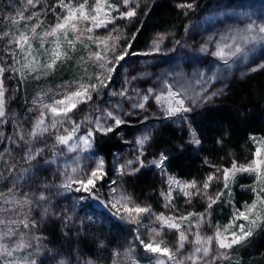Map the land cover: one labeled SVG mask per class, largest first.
Wrapping results in <instances>:
<instances>
[{"label": "snow or ice", "instance_id": "6c2138e0", "mask_svg": "<svg viewBox=\"0 0 264 264\" xmlns=\"http://www.w3.org/2000/svg\"><path fill=\"white\" fill-rule=\"evenodd\" d=\"M142 6L148 9L144 12L147 16L151 6L147 3L142 5V0H54L52 3H45L44 0H3L0 6V42L6 43H0V125L8 123L10 119L8 100L11 97L7 95L9 90L6 80L16 78L20 83L29 78L39 80L42 75L54 72L58 64L73 59L72 53L77 51L78 45L88 54L86 57L80 56L78 61L84 67L87 82L82 75L78 80L62 85L63 90L51 97L48 92L37 93L32 101L35 108H30L29 112L37 111L38 114L27 118L31 126L25 128L24 123L13 113L11 122L14 134L6 136L0 131V142H5V146L0 148V185H3L0 187V264H36L35 260L17 255L30 245L24 235H20L19 239L16 237L21 225L25 229L36 227V222L29 219L28 213L34 203L46 202L43 194L34 202L28 193L21 190V181H26L33 162L48 147L47 144L36 147L37 142L53 137V156L58 152L62 155L64 151H89L98 135H108L126 125L129 121L125 117L135 115L137 109L147 111L153 101L159 110L157 119L187 121V114L211 103L215 97L224 93V88L211 90L216 81L223 80L239 63L247 62L250 54L257 48L261 49V55L264 56V4L258 16L256 13L224 11L218 15L237 17L239 23L226 27L219 39L214 41L215 50L209 52L208 45L213 43V38L209 37L201 45L200 51L222 62L225 71L219 67L215 70L208 69L207 72L198 70L191 79L186 78L183 73H162L156 81L159 87L154 84L143 91L130 88L132 81L126 79L119 91H108L113 82V74L127 57L148 56L161 51L160 45L166 38L165 33L156 34L148 51H131L132 42L140 28H137L130 40H125L123 45L119 43L122 37L117 21H133L139 16ZM176 7L185 9L184 14L187 15L197 5L192 0ZM49 13L55 18V22L38 32L45 23L41 17ZM99 30H105L107 35L97 34ZM37 41L38 47L35 46ZM176 43L179 44L180 41ZM93 44L96 45L95 51L91 48ZM89 62L99 69L94 75L87 74ZM262 69L264 61L256 64L253 60V65L247 68V72L241 74ZM170 75L174 76L176 84L168 79ZM136 79L137 77H132L133 81ZM105 96L121 99L113 103L110 99L106 100ZM46 99L49 102H45ZM125 101L131 110L124 109ZM81 105L89 106L90 111L77 121L73 117L81 110ZM147 119L145 116L144 121ZM85 125L87 129L83 131ZM82 131L83 134H80ZM190 135L188 143L199 146L201 140L194 130L190 131ZM150 139L148 134L137 138L138 153L134 160H127L114 168L117 178L109 175L104 159L97 158L87 169L81 168L77 163L71 167L70 172L61 173L65 179L59 187L65 191L87 194L81 195L78 200L91 198L106 208L110 206V210H114L113 216L136 225L135 240L139 242L143 253L151 257L150 264H219L220 260L228 259L230 250L248 243L257 230H264V137H250L255 149L249 161L241 164L233 159L230 167L209 164L212 171L202 182L181 181L168 175L164 169L165 162L169 159L168 150L162 151L149 164L160 169L167 177L168 190L160 194L165 200V209L169 210L167 213H156L151 205L138 203L121 186L124 176L135 175L147 166L142 157L144 146ZM217 143L221 141L218 140ZM8 145L23 148L20 160L16 159L14 148ZM58 146H63V149H58ZM76 159L79 161V157ZM20 161L27 163L29 167H21ZM238 174L253 177L252 184L241 185L253 194L251 203L245 202L242 208L236 207L232 191ZM104 182L109 185L107 200L102 199L99 194L98 186ZM214 184H222V187L212 192ZM174 193L182 195L189 205L194 197L202 198L206 204L204 211L182 212L174 203ZM225 195L228 197L227 204L232 207L231 218L226 225L217 224L212 235H206L202 227L210 224L208 218L213 206L225 202ZM47 213L48 209L45 208L44 214ZM145 219L149 221L148 225L144 224ZM141 227L148 234L147 240L139 231ZM165 230L176 235L174 245H169L164 239ZM187 245L191 246L190 250L186 249ZM132 251L126 249L123 256L131 264H140ZM121 255L119 251L113 250L111 264H121ZM60 264L66 262L62 260ZM86 264L94 262L89 260Z\"/></svg>", "mask_w": 264, "mask_h": 264}, {"label": "trees", "instance_id": "16d2710c", "mask_svg": "<svg viewBox=\"0 0 264 264\" xmlns=\"http://www.w3.org/2000/svg\"><path fill=\"white\" fill-rule=\"evenodd\" d=\"M216 1L222 0H195L197 7L185 15L186 10L177 8L176 5L192 2V0H147L146 3L151 6L149 14L144 15L148 9L142 6L140 17L128 26L129 28L125 32L126 36L131 39L137 28L141 29L132 42L131 51L145 52L146 47L156 38L157 33H165V39L169 41V44L161 52V55L157 56L160 58L159 60L153 59L154 56L150 59L147 58L154 60V63L148 64L150 68H153L154 64H163L166 60L176 63L174 60L179 59L180 66L176 64L175 71H178L175 73H179L183 69L182 72L187 74L192 70L188 69L187 65L192 62L191 56L198 59L200 68L204 65L215 66L214 60L207 58L200 51V47L197 45L198 41L201 42L200 38H196L197 40L193 38L191 44L186 43V39H183L192 22L205 15ZM224 1L227 2V0ZM2 3L3 0H0V6ZM47 21L49 20H46L44 24ZM176 41H180V43L177 44ZM78 51H81L79 45L77 51L72 53L73 59L64 64H58L56 70L45 77L56 79V83L78 80L82 75L87 80L84 67L76 65L81 56ZM186 56L187 58H185ZM139 57L141 58V56H129L125 61L133 62ZM131 66L133 69L135 68V66ZM246 72L247 69L239 72L235 78L234 76L225 77L223 80L216 81L211 90L224 88V93L215 97L211 103L187 114V121L174 119L162 122L164 125H156L149 145L152 151L159 154L168 150L169 159L164 166L168 175L177 179L201 180L204 174L210 170L209 164L229 167L233 159L237 162H240L244 156L251 159L255 145L250 137H264V69L246 75L241 74ZM87 74L92 75L89 71ZM29 87L32 88L33 85L26 83L23 86L16 78L10 81L7 93L11 97L8 100L9 122H11L14 112L19 110L24 113L26 111L25 104L32 96L28 90ZM80 109L79 112L85 111L81 106ZM152 111L156 112L155 108L151 106L147 110V115L150 120L155 122L157 114L155 113L156 115L153 116ZM79 112L77 111L78 115ZM8 123L5 124L6 127H9ZM129 123H131V127L136 128L138 120H132ZM175 123H179V127ZM191 130H194L201 140L199 146L188 143L191 139ZM118 133L119 129H116L108 135H98L93 143L97 154L104 159L105 168L110 176L115 157L125 150L124 141ZM218 140L221 143H217ZM46 157H50V152L46 154ZM206 160L208 163H205ZM161 176L162 174L158 170L147 165L135 175L124 176V183L121 186L138 203L151 205L155 210L159 208L161 188L164 187ZM252 181L253 177L248 174L237 175L236 183L232 186L234 203L237 208H242L245 202L251 203L253 194L242 188L241 185H250ZM101 185H106V182ZM48 194L52 195L51 192ZM99 194L106 198L105 190L99 191ZM227 199L228 197L225 195V202L213 206L212 214L208 218L211 227L214 228L217 224L226 225L231 218L232 207L227 204ZM97 203L90 199L89 211L94 212L96 217L99 215L105 218L103 226L96 223L97 226L92 224L90 229L76 231L61 222L44 224L38 232L45 240L47 248L58 255L74 254L73 250L75 249L79 251V254L83 253V255L98 258L101 263L109 258V250L116 249L123 256L125 248H131L133 249L132 253L141 261L151 260V257L143 253L139 242L135 240L137 226H131L113 216L110 206L106 208L103 204L101 206V203ZM52 209L59 208L53 206ZM237 223H244V221H237ZM139 231L144 235L143 227ZM38 264L51 263H45V257H43ZM221 264H264V230H257L245 245L236 246L231 250L229 259Z\"/></svg>", "mask_w": 264, "mask_h": 264}, {"label": "rangeland", "instance_id": "374dc122", "mask_svg": "<svg viewBox=\"0 0 264 264\" xmlns=\"http://www.w3.org/2000/svg\"><path fill=\"white\" fill-rule=\"evenodd\" d=\"M147 0H142V2L146 3ZM45 3H52L54 0H44ZM3 4V3H2ZM1 4V6H2ZM225 4V5H224ZM262 4H264V0H230L225 3L224 0L222 1H216L213 6H211V9L209 11L199 17L196 18L192 24L189 27V30L185 33L184 39H186V43L191 44V40L193 38H200L201 42H197V45L201 48V45L205 44V42L208 40L209 37L213 38V43L209 44V52L215 50L214 49V41L219 39L220 34H222L227 26L237 24L239 23V20L237 17H225V16H219L218 13L224 12V11H229V12H249V13H256L258 16L261 12ZM143 5V4H142ZM257 10V11H256ZM142 9H140V12ZM140 15L137 17L139 18ZM42 19L49 20L46 22V24H43L39 29L38 32H41L45 29H47L48 25L50 23L55 22V18L49 13L47 16L41 17ZM136 18V19H137ZM136 19H134L131 22L125 21V20H119L117 21V25L120 28V36L122 39L119 41L121 45L125 43V40H130L129 37L126 36L125 32ZM36 21H32V23H35ZM127 27V28H126ZM99 35H107V32L105 30H99L98 33ZM126 36V37H125ZM197 40V39H196ZM0 43H6L0 42ZM169 44V41L164 39L162 44L160 45L161 51L159 53H154L152 55L148 56H143L140 55L141 58H137L135 61L130 62V61H125L121 62L120 67H118V71L113 74V82L111 83L110 89L119 91L124 85H125V80L132 81V83L129 85L130 88H139L140 90H146L148 87H151L155 84L156 87H159V84L156 83L157 77L162 74V73H175V68L176 64L177 66H180L179 59L176 61V63H173L172 60H166L163 64H154L153 68H150L149 63H154V60H148L150 58H154L155 60H159L157 56L161 55V52L167 48ZM149 44L145 52L149 50L150 48ZM36 47L39 46V42H36ZM79 47H81L79 45ZM91 48L93 51L96 50V45L93 44L91 45ZM79 55L87 56V51L83 50L81 47V51H78ZM207 58L213 59L214 60V65L213 67L204 65L201 68L199 67V62L198 59L194 56H191V63H187L189 66L188 69H192L191 71L184 73L182 71L179 73H183L184 76L188 79H191L192 75L198 71V70H203L205 72L208 71V69H213L215 70L217 67H219L222 71L224 70L223 64L220 61H217L215 58H213L210 54L202 52ZM202 55V56H204ZM145 57L146 59H142ZM148 58V59H147ZM187 58V56L185 57ZM253 60L255 61L256 64L260 63L261 61H264V56L261 55V49L257 48L256 51L252 54H250V58L247 62H241L239 63L236 67L232 69L231 72L227 73L225 75L226 78H231L232 76L237 77V74L239 72H243L246 70L249 66L253 65ZM79 59L77 60L76 65L80 67V64L78 63ZM212 63V62H211ZM212 63V64H213ZM135 66L133 69L132 66ZM87 71H89L92 75H94L95 72L99 71V69L91 64L87 65ZM132 77H137L136 80H132ZM224 77V78H225ZM169 80H171L174 84H176V80L174 76H169ZM10 81L11 80H6V85L7 88L10 86ZM73 80H68L66 82H61V83H56V79H47L45 76H41L39 80L29 78L26 82L20 83L23 86L26 85V83L33 85V87H29L28 90L31 92V97L28 103L25 105L27 106L26 111L19 112L16 111L14 112L16 114V117L19 118L23 123L25 128H29L31 126L30 121L27 119L28 117H34L35 115L38 114L37 111L29 112L30 108H35L33 105L32 101L33 99L37 96V93H40L42 91L48 92L49 97L56 93L57 91H62V85H65L67 82H70ZM85 82L87 80L85 79ZM37 87V88H36ZM178 87V85H177ZM50 90V91H49ZM106 100H111L113 103L116 101L120 100V97H104ZM45 102H49L47 99ZM104 105H101L103 107ZM84 112H76L73 119L79 121L83 118V116L86 113H89L90 108L89 106L81 105ZM152 107L155 108L156 112L152 111L153 116L159 115V110L157 106L155 105V102L153 101ZM150 108V107H149ZM124 109L126 111L131 110L130 106L127 101L124 102ZM136 114L132 116L125 117L126 120L129 122L132 120H138L137 127H131V123H127L126 125L121 126L119 129V137L123 139L124 144H125V150L120 152L114 159V163L111 169L112 178H117L116 173L114 171L115 167H118L120 164H124L127 160H134L137 153H138V145L136 144V140L138 137L148 134L152 137V133L156 127L157 124L164 125L162 122H167L170 120H163V119H155L156 121L153 122L150 120V118L147 115V111H140V110H135ZM156 113V114H155ZM92 114H95L94 112ZM138 115V116H137ZM147 116L148 119L144 121V117ZM152 116V117H153ZM143 121V123L141 122ZM7 124V123H6ZM179 127V123H175ZM134 125V124H132ZM181 125V124H180ZM9 127H6V125H0V131H3L6 136H11L14 134V126L12 122L8 123ZM87 125H85V129L83 131H86ZM83 131L80 134H83ZM151 140V139H150ZM150 140L148 141L147 144L144 146V156L142 159L145 161V164L152 166L149 164L150 161L153 159L157 158L159 156V153L156 151H152L150 147ZM54 142L53 137H48L45 140H42L40 142H37L35 145L36 147H44L45 144L48 145L47 148H45L44 152L41 154V158L38 159L37 161L33 162V167L31 168V172L28 174V178H26V181H21L23 184V188L21 189L23 192H26L29 194L30 197L33 198L34 202L37 197H39L41 194H43L46 197V202L41 201L39 203H34L32 206V210L28 213L29 219L32 221L36 222V227L32 228H23L21 225L19 232L17 233V239H19L20 235H24L25 239L29 243V247L21 250L19 253H17L18 256L26 257L28 260H35L36 264L39 263V261L45 257V263L50 262L51 264H60V261H65L66 264H86L87 261L91 260L94 262V264H111V254L113 250L116 249H111L109 250V258L106 259L104 263L99 262L98 258H92L88 255H83V253L79 254L78 250H73L75 253H70L68 255H58L54 251H50L47 246L45 245V240L39 235L38 230L44 225V224H51V223H56V222H61L64 223L66 227H71L73 230L80 231L81 229L84 231L86 228L90 229L92 228V224L95 226L96 223L99 224L100 226H103L105 224V218L100 217L99 215L96 217L94 216V212L89 211V204H90V199L91 198H86L83 201H79L78 197L81 195H87L83 193H77L75 191H65L64 189L60 188L59 185L64 181L65 177L61 174L65 171L70 172L71 167L76 166L77 163H79L81 168L87 169L89 165H92L93 162L97 158H101L98 154L97 151L94 147L89 151L86 152H72L68 153L64 151V153L61 155L58 154L56 156H53V149L51 148L52 144ZM5 146V142H0V148ZM9 147L14 148L15 150V155L16 159L20 160V157L23 156V148H17L14 145H8ZM58 149H63V146H58ZM50 152V157H46V154ZM148 154V155H147ZM76 157H79V161H77ZM252 158V157H251ZM250 159H247V157L244 156V158L241 159L240 162L238 163H246ZM45 161H54L51 163H46ZM20 166L23 168L29 167L27 163H24L23 161H20ZM154 167V166H152ZM230 167V166H229ZM155 168V167H154ZM162 174L161 176V182L164 185L163 188H161V192H166L168 190V185L166 183L167 177L161 172L160 169L155 168ZM212 169L210 168L207 173L204 174L203 178L201 180H196L197 182H202L204 178L207 176L209 172H211ZM239 175V174H238ZM181 181H192L195 179H179ZM3 185H0L2 187ZM99 191L105 190L106 192V198L103 196H100L102 199H106L108 197V188L109 185L106 182V185H99ZM222 187L221 185H213L211 191L215 192L218 188ZM102 189V190H101ZM48 192H51L52 195L48 194ZM175 195V205L177 208H179L182 212H187V211H195V212H203L204 208L206 207L205 201L200 198V197H194L192 200V203L186 204L185 203V198L178 194L174 193ZM94 201V203H97L98 201L91 199ZM182 200V201H181ZM55 204L53 205V203ZM99 204V202L97 203ZM165 200L161 196V201L159 202L158 209H152L156 213L160 212H165L167 213L169 210L165 209L164 207ZM103 206L102 204H100ZM53 206L58 207L59 209L53 210ZM48 209V213L45 215L44 214V209ZM27 211V210H25ZM114 211V210H112ZM111 213V212H110ZM144 224L148 225L149 221L147 219L144 220ZM131 225V224H130ZM133 226V225H131ZM136 226V225H134ZM154 227H158V225H152ZM145 231V229L143 228ZM202 231L206 235H212L214 232V228L211 227L210 224H206L202 227ZM145 240L148 238V234L145 231L144 233ZM164 239L168 242L169 245H174L176 242V235L173 232H168L165 230V235ZM190 245L186 246V249L190 250ZM99 248V246H98ZM103 248V246H102ZM126 249H131V248H125ZM133 250V249H132ZM231 253V250L229 251L228 254V259L229 255ZM132 255L140 261V264H150L149 261H141L134 253ZM226 260H220L219 264L222 262L227 261ZM121 264H131V261L128 260L125 256L120 257Z\"/></svg>", "mask_w": 264, "mask_h": 264}, {"label": "bare ground", "instance_id": "6f19581e", "mask_svg": "<svg viewBox=\"0 0 264 264\" xmlns=\"http://www.w3.org/2000/svg\"><path fill=\"white\" fill-rule=\"evenodd\" d=\"M138 116V115H137ZM252 137V136H251ZM146 168V167H145ZM184 179V178H183ZM182 201V200H181Z\"/></svg>", "mask_w": 264, "mask_h": 264}]
</instances>
